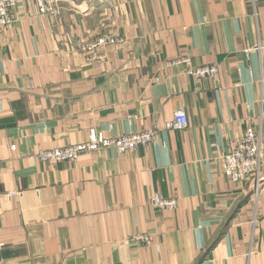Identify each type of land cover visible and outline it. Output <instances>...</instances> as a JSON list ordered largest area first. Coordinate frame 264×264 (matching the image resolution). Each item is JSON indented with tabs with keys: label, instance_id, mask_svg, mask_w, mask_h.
Instances as JSON below:
<instances>
[{
	"label": "crops",
	"instance_id": "0c3cea01",
	"mask_svg": "<svg viewBox=\"0 0 264 264\" xmlns=\"http://www.w3.org/2000/svg\"><path fill=\"white\" fill-rule=\"evenodd\" d=\"M51 1L58 15L16 0L0 29V264H264V188L222 171L246 128L264 143V0ZM107 36L123 41L84 62L79 45ZM182 57L218 73L165 65ZM179 108L187 127L165 129ZM90 129L157 134L36 159ZM154 194L176 207L156 210Z\"/></svg>",
	"mask_w": 264,
	"mask_h": 264
},
{
	"label": "built area",
	"instance_id": "2783aa9c",
	"mask_svg": "<svg viewBox=\"0 0 264 264\" xmlns=\"http://www.w3.org/2000/svg\"><path fill=\"white\" fill-rule=\"evenodd\" d=\"M16 0H0V29L9 26L13 20V9ZM39 14L58 15L59 10L51 0H35ZM123 40L115 36L99 37L79 45L78 52L86 63H95L103 59V49L121 43ZM247 51V50H246ZM245 51V52H246ZM182 64L186 67V74L195 78H209L216 76L218 69L216 65H203L194 67L187 57L165 62V65ZM187 115L182 108L177 109L173 118L166 122L164 127L168 130H183L187 127ZM157 131L154 129L143 130L137 133L122 134L115 137H106L103 134L90 129L88 139L73 145L63 147H52L38 150L35 157L38 161L46 164H58L60 162L76 161L82 154L100 150L113 149L119 153L142 148L151 144ZM222 171L233 184L248 181L252 184L253 196L264 188V143L261 129L248 127L240 138L233 144L229 152L222 159ZM13 194L9 193V195ZM150 205L156 210L174 209L177 205L175 198H164L154 194L149 199ZM133 241L146 243L148 235H134Z\"/></svg>",
	"mask_w": 264,
	"mask_h": 264
}]
</instances>
